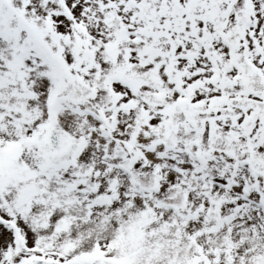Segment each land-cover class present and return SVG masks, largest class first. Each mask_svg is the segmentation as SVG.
Masks as SVG:
<instances>
[{
	"label": "snow or ice",
	"instance_id": "6c2138e0",
	"mask_svg": "<svg viewBox=\"0 0 264 264\" xmlns=\"http://www.w3.org/2000/svg\"><path fill=\"white\" fill-rule=\"evenodd\" d=\"M0 264H264V0H0Z\"/></svg>",
	"mask_w": 264,
	"mask_h": 264
}]
</instances>
